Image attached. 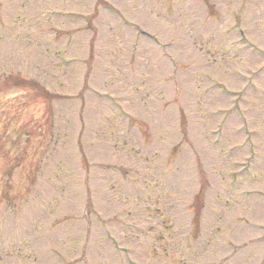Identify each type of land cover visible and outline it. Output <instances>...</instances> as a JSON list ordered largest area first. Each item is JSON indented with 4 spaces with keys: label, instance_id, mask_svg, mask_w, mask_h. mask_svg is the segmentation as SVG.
<instances>
[{
    "label": "rangeland",
    "instance_id": "1",
    "mask_svg": "<svg viewBox=\"0 0 264 264\" xmlns=\"http://www.w3.org/2000/svg\"><path fill=\"white\" fill-rule=\"evenodd\" d=\"M0 264H264V0H0Z\"/></svg>",
    "mask_w": 264,
    "mask_h": 264
}]
</instances>
